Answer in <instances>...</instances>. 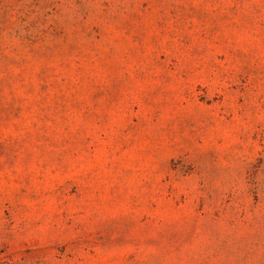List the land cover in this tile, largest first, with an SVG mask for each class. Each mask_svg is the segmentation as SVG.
I'll use <instances>...</instances> for the list:
<instances>
[{
    "label": "rangeland",
    "instance_id": "1",
    "mask_svg": "<svg viewBox=\"0 0 264 264\" xmlns=\"http://www.w3.org/2000/svg\"><path fill=\"white\" fill-rule=\"evenodd\" d=\"M0 264H264V0H0Z\"/></svg>",
    "mask_w": 264,
    "mask_h": 264
}]
</instances>
